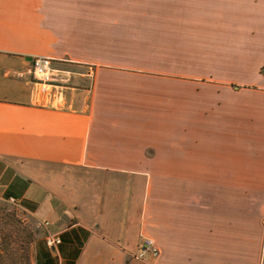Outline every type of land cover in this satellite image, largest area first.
Segmentation results:
<instances>
[{
	"label": "crops",
	"instance_id": "obj_1",
	"mask_svg": "<svg viewBox=\"0 0 264 264\" xmlns=\"http://www.w3.org/2000/svg\"><path fill=\"white\" fill-rule=\"evenodd\" d=\"M263 66L264 0H0V203L30 264H264Z\"/></svg>",
	"mask_w": 264,
	"mask_h": 264
},
{
	"label": "rangeland",
	"instance_id": "obj_2",
	"mask_svg": "<svg viewBox=\"0 0 264 264\" xmlns=\"http://www.w3.org/2000/svg\"><path fill=\"white\" fill-rule=\"evenodd\" d=\"M32 234L30 224L19 209L5 202L0 203V253L3 245L10 247L12 259L17 261L16 264H26L25 255L26 253L29 255V241ZM3 238L8 239V242L4 244ZM9 262L12 263L5 257L0 264Z\"/></svg>",
	"mask_w": 264,
	"mask_h": 264
},
{
	"label": "built area",
	"instance_id": "obj_3",
	"mask_svg": "<svg viewBox=\"0 0 264 264\" xmlns=\"http://www.w3.org/2000/svg\"><path fill=\"white\" fill-rule=\"evenodd\" d=\"M56 71L53 60L49 56L37 55L32 57L30 61L29 73L34 81L37 82H54L57 80V77L54 75ZM9 202L12 203L15 207V199L12 197L8 198ZM18 209V208H16ZM41 225H47L48 222L44 221L39 223ZM45 243L48 246H54L58 244L61 240L58 234L48 232L45 237ZM142 247L140 248L139 252L137 253L138 258H143L145 253H149L150 255H157L158 249L154 246L153 241L151 238H144L141 241Z\"/></svg>",
	"mask_w": 264,
	"mask_h": 264
},
{
	"label": "trees",
	"instance_id": "obj_4",
	"mask_svg": "<svg viewBox=\"0 0 264 264\" xmlns=\"http://www.w3.org/2000/svg\"><path fill=\"white\" fill-rule=\"evenodd\" d=\"M263 68H264V66H263ZM3 239H4V244H5V242H8V239H6V240H5V238H3ZM1 250H2V253H0V261L3 260V258L7 257L9 259V261L12 262L11 264H16L17 263V261L15 259L14 260L12 259L13 258L12 257V251H11L10 247H7V246L3 245ZM25 256H26V259H25L26 260V264H30L28 253H26ZM8 264H10V262Z\"/></svg>",
	"mask_w": 264,
	"mask_h": 264
},
{
	"label": "water",
	"instance_id": "obj_5",
	"mask_svg": "<svg viewBox=\"0 0 264 264\" xmlns=\"http://www.w3.org/2000/svg\"><path fill=\"white\" fill-rule=\"evenodd\" d=\"M28 59H32V57H27Z\"/></svg>",
	"mask_w": 264,
	"mask_h": 264
}]
</instances>
